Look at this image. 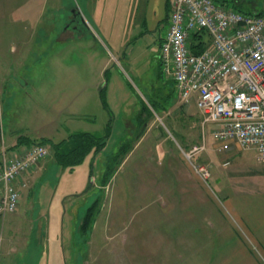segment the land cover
<instances>
[{"label":"rangeland","instance_id":"1","mask_svg":"<svg viewBox=\"0 0 264 264\" xmlns=\"http://www.w3.org/2000/svg\"><path fill=\"white\" fill-rule=\"evenodd\" d=\"M217 1L250 13L264 11V0ZM73 2L81 11L85 7L84 1ZM39 15L44 21H36L34 31L40 35L20 45V61L14 65L33 70L38 91L29 84V99L17 90L18 101L28 107L33 101L48 105L39 109L41 122L57 114L58 138L74 129L104 135L109 122L111 127L103 149L74 168L57 163L46 145L49 153L40 171L18 180V208L0 225L5 231L0 264H201L210 233L228 226L210 201L222 196L217 182L227 179V168L236 175L250 161L225 166L227 151L218 149L212 134L216 124L203 125L195 101L191 109H184L176 97L170 101L172 82L158 75L157 34L135 37L141 29L134 24L124 37L118 21L111 36L101 32L96 39L82 24L80 34L60 39L64 13L52 23L47 10ZM22 24L3 29L0 22V37L18 42L33 30ZM25 76L32 78L29 72ZM68 96L74 97L75 111L57 113L51 104L64 105ZM126 140H134V147L103 184L108 158ZM204 141L206 148L193 153ZM4 142L0 136V151ZM5 152L15 153L7 147ZM194 165L210 170L208 182ZM96 199L99 210L82 231Z\"/></svg>","mask_w":264,"mask_h":264},{"label":"crops","instance_id":"2","mask_svg":"<svg viewBox=\"0 0 264 264\" xmlns=\"http://www.w3.org/2000/svg\"><path fill=\"white\" fill-rule=\"evenodd\" d=\"M82 1H84L83 7L84 4L85 7L81 11L79 6L74 5L73 0H0L1 28L20 26L23 23L24 28L33 29L25 32V37L17 38L18 42H15V39L5 41L6 38L0 37V136L5 141L0 155L6 147L9 149V153L23 151L33 139L47 137L58 142L67 138L72 132L82 131L68 130L66 132L68 134L65 133V136L64 134H61L60 138L54 136L59 125L57 124V114H54L48 122L43 124L42 122L46 120V117L41 122L39 109L47 110L49 109L48 105L43 106L33 101L28 107L25 102L23 104L17 98L18 90L24 94L25 100L29 99L31 94L25 90L29 84L32 85L33 91L34 89L38 91V87H35L33 70L30 68L20 70L18 66L15 67L14 65L16 60L20 61V57H17L21 56L18 54L20 45L33 43L35 35L37 33V36L40 35L39 32L34 31V27L36 21L41 19L39 13L45 10L48 12L50 23L59 17L58 14L64 13L65 23L59 34L60 39L74 38L76 33L80 34L79 30L82 24L88 29V34L96 39L101 35V32L111 36L119 26L118 21H122L124 37L129 35V28L134 27V24L141 29L135 37H148L153 33L157 34L159 45L158 75L163 80L172 82L171 91L168 93L171 95L170 101L173 102L174 97H176L184 109L192 108L191 102L195 99L188 103L182 102L177 96L174 80L164 77L161 70L160 46L169 23V14L172 8L171 0H80V2ZM85 12L88 16H85ZM10 13H12L13 18L9 17ZM42 19L44 21L43 17ZM0 35H3V32ZM12 57H14L13 60ZM27 72L32 74V78L25 76ZM52 106L57 113L73 114L76 109L72 96L67 97L64 105L54 102L51 104ZM6 111L9 118L4 119ZM226 153L229 158L226 161L229 163L235 161H250V163L247 164L246 170L232 176L230 169L227 168V179L223 183L217 182V188H219L222 196L217 199L211 197L210 201L214 210L223 214L222 216L227 220L228 226L226 231H212L210 233L209 238L203 244V247L206 246V251L202 256L201 264H264V165L258 160L255 149L241 150L234 146ZM42 162L28 174L38 173ZM224 213L227 216L228 213L231 214L230 217L228 216L229 219ZM7 219H9L7 215L0 217V225L4 224ZM4 232L0 231V255L1 243L4 244L5 242ZM5 244L7 245V243Z\"/></svg>","mask_w":264,"mask_h":264},{"label":"built area","instance_id":"3","mask_svg":"<svg viewBox=\"0 0 264 264\" xmlns=\"http://www.w3.org/2000/svg\"><path fill=\"white\" fill-rule=\"evenodd\" d=\"M171 3L169 23L160 46L162 74L174 80L182 102L195 99L204 126L216 124L212 134L220 151L234 146L255 149L264 165V11L250 13L217 0H171ZM200 30L207 32L209 42L202 52L195 53L191 41ZM204 148L205 141L194 146L192 152ZM48 153V147L38 142L11 155L3 152L0 217L17 210L18 180ZM194 167L208 182L210 170L204 165Z\"/></svg>","mask_w":264,"mask_h":264},{"label":"trees","instance_id":"4","mask_svg":"<svg viewBox=\"0 0 264 264\" xmlns=\"http://www.w3.org/2000/svg\"><path fill=\"white\" fill-rule=\"evenodd\" d=\"M240 9V8H239ZM242 10V9H240ZM262 12V11H261ZM209 42V37L206 31L200 30L193 35L191 41V48L195 53L202 52ZM110 131V123L107 124L106 133L104 135H98L90 131H77L69 134L67 138H64L58 142L51 138L43 137L40 139L30 140L31 143H42L51 147L54 151V157L56 161L62 166H68L74 168L82 163L86 157L92 153L95 155L103 149L108 133ZM134 147V140H126L123 142L118 151L111 154L104 166L102 173L103 184H107L110 178L119 166L127 157V154ZM99 200L96 199L92 205L89 206L84 216L82 223V231L89 229L91 223L94 220L95 214L99 210Z\"/></svg>","mask_w":264,"mask_h":264}]
</instances>
